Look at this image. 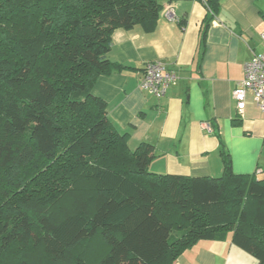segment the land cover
I'll return each instance as SVG.
<instances>
[{
    "label": "trees",
    "instance_id": "1",
    "mask_svg": "<svg viewBox=\"0 0 264 264\" xmlns=\"http://www.w3.org/2000/svg\"><path fill=\"white\" fill-rule=\"evenodd\" d=\"M218 5L206 2L201 42ZM160 11L156 0H0V264H86L96 237L108 250L94 264H173L228 232L264 264V179L237 175L225 153L218 178L153 174L154 148L130 149L91 93L127 68L108 58L112 32H151Z\"/></svg>",
    "mask_w": 264,
    "mask_h": 264
},
{
    "label": "crops",
    "instance_id": "2",
    "mask_svg": "<svg viewBox=\"0 0 264 264\" xmlns=\"http://www.w3.org/2000/svg\"><path fill=\"white\" fill-rule=\"evenodd\" d=\"M156 1L161 11L153 31L134 26L112 32L108 58L127 68L99 77L92 95L106 103L114 127L128 134L130 149L141 143L154 148L151 173L218 178L225 153L234 173L258 179L264 175V113L249 93L238 113L232 92L244 65L263 50L264 0H219L202 42L207 0ZM168 10L174 21L165 18ZM153 62L177 76L162 99L139 89L144 67ZM173 264L256 261L231 243L228 232L197 242Z\"/></svg>",
    "mask_w": 264,
    "mask_h": 264
},
{
    "label": "built area",
    "instance_id": "3",
    "mask_svg": "<svg viewBox=\"0 0 264 264\" xmlns=\"http://www.w3.org/2000/svg\"><path fill=\"white\" fill-rule=\"evenodd\" d=\"M165 18L175 20L171 10L165 12ZM260 41L262 52L252 55L250 61L244 65L243 79L232 92L238 113L243 112L248 93L253 97L256 107L264 113V33L260 35ZM176 80L177 76L167 70L162 63L153 62L144 67L139 89L156 99H162Z\"/></svg>",
    "mask_w": 264,
    "mask_h": 264
},
{
    "label": "rangeland",
    "instance_id": "4",
    "mask_svg": "<svg viewBox=\"0 0 264 264\" xmlns=\"http://www.w3.org/2000/svg\"><path fill=\"white\" fill-rule=\"evenodd\" d=\"M170 11V10H169ZM172 13V11H171ZM264 179V175H259L258 180ZM76 193L72 194V196H68V200L72 201V197H74ZM79 196V195H78ZM77 196V197H78ZM69 206L66 204V208ZM69 207L68 209H70ZM107 245L105 242L101 239V237H96L92 243L89 245V252L86 253V264H94L97 261H99L103 256L107 254Z\"/></svg>",
    "mask_w": 264,
    "mask_h": 264
}]
</instances>
